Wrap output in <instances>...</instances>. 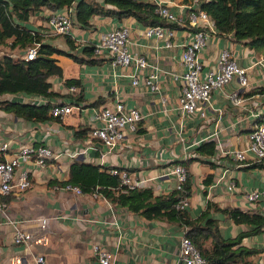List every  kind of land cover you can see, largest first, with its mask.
<instances>
[{"label": "crops", "instance_id": "crops-1", "mask_svg": "<svg viewBox=\"0 0 264 264\" xmlns=\"http://www.w3.org/2000/svg\"><path fill=\"white\" fill-rule=\"evenodd\" d=\"M167 4L177 15L186 11L178 0H169ZM49 13L42 7L30 17L29 25L42 26L45 41L69 50L65 37L49 28ZM90 23L86 28L73 25L70 37L79 45L77 49L99 42L114 26H128L131 52L145 55L164 71L159 77V91L146 86L140 74L139 83L133 85L128 75L132 68L113 67L105 56H98V62L90 63L55 54L63 76L49 77L52 89L59 93L52 100L69 103L72 95L79 94L72 109V112L77 110V115L69 119L70 112L60 121H28L0 107V137L10 142V150L3 158L26 143H42L54 153H61L57 158L48 159L45 167L20 161L17 170H28L31 186L24 190L15 187L5 200L10 217L20 220L33 242L29 246L15 243L13 226L0 211V264H100L93 251L94 245L110 251L114 264H182L178 261V251L184 227L164 218H145L111 202L99 192L66 189L59 182L68 178L73 158L126 171L131 178L147 177L149 179L141 185L152 187L155 194H166L175 188L176 178L160 175L163 168L176 160L197 156L207 161L193 160L188 164L193 183L185 209L191 218L205 209L207 201L220 207L254 209L264 214V199L249 203L245 197L252 189L264 188V168L249 167L251 158L242 162L222 153L220 148V144L223 149L230 150L245 147L247 134L257 123L254 114L264 113V90L258 91L264 87V81L260 67L252 66L254 61L264 57V50L256 51L234 40L230 34L211 32L207 45L200 51L203 70L215 68L221 49L229 47L237 62L248 67L249 83L240 86L236 78L231 79L222 89H213L209 106L200 104L196 113L189 116L178 108L181 81L172 79L169 74L186 70L181 61V44L188 39L190 31L186 23L174 28L171 46H165L163 38L145 35L146 25L131 16L118 19L94 15ZM10 41L8 38L7 42ZM23 52L0 44V56L5 53L22 55ZM65 66L72 68L73 76L70 77L80 80L73 92H69L64 83V79L70 78L64 73ZM234 89L243 97L242 105H234L225 95ZM117 97L126 106L138 107L143 112L144 117L135 131H127L122 142L111 150L96 138H93V146L88 145L89 133L85 137L74 135L75 130L92 127L96 122L93 119L95 110L112 104ZM5 98L40 99L37 95L6 94L0 100ZM95 101L100 102L99 107L91 104ZM203 110L205 116L201 115ZM211 139L217 143L213 156L195 150L201 142ZM74 152L77 154L69 155ZM209 174H212V181L207 184L205 179ZM231 179L236 185L233 189L227 186ZM212 215L226 237L248 228L220 212L213 211ZM242 244L261 250L248 256L247 263L235 264H264V231L244 237ZM40 255L44 257L42 263L37 261Z\"/></svg>", "mask_w": 264, "mask_h": 264}, {"label": "trees", "instance_id": "trees-1", "mask_svg": "<svg viewBox=\"0 0 264 264\" xmlns=\"http://www.w3.org/2000/svg\"><path fill=\"white\" fill-rule=\"evenodd\" d=\"M187 3L188 0H178ZM157 4L153 0H0V44L10 49L24 50L22 55L5 53L0 56V97L6 94L37 95L44 101H23L20 99H1L0 107L28 121H60L51 109L54 105L64 104L52 100L59 93L52 89L50 76L62 77V67L58 64L55 54H65L78 62L96 63L100 59L94 53L93 44H78L68 34H64L69 50L57 47L44 40L42 26L31 27L29 20L34 13L46 7L50 13L73 7L72 25L90 27V19L94 15L114 16L118 19L134 17L143 25L161 24L178 28L179 24L169 22L156 11ZM200 7L213 20L217 34H230L236 41L243 42L250 48L264 47V0H202ZM49 13V14H50ZM48 18V17H47ZM190 30L198 27L185 22ZM200 28V27H199ZM11 38L10 42L7 39ZM37 45L36 56L25 59L24 53L30 46ZM77 49V51H75ZM67 87L80 85L75 77L64 79ZM264 90L260 87L258 91ZM79 94L70 97V104H77ZM99 107L100 102L91 103ZM264 119V113L257 122ZM92 127L75 130L76 137H85ZM216 141L213 139L201 142L195 150L205 156H213L216 152ZM0 154V160H3ZM193 160L207 161L197 156H191L174 163H181L187 170V176L180 188H174L166 194H155L150 186L130 187L121 181L119 174L112 173L111 166L86 162L73 158L69 166V176L59 182L61 185L77 186L81 192H99L111 202L126 207L148 219L164 218L185 228V235L199 248L206 264L247 263V257L258 253L261 249L242 244L246 236L264 231V214L258 210L240 207H220L212 201H207L205 209L191 218L186 209L177 206L181 199L188 197L192 191V174L187 169ZM249 167L264 168V157L250 161ZM212 181L209 174L205 182ZM213 211L220 212L236 223H244L247 229L233 237L221 233Z\"/></svg>", "mask_w": 264, "mask_h": 264}, {"label": "built area", "instance_id": "built-area-1", "mask_svg": "<svg viewBox=\"0 0 264 264\" xmlns=\"http://www.w3.org/2000/svg\"><path fill=\"white\" fill-rule=\"evenodd\" d=\"M157 6L158 14L169 22L185 23L198 27L197 30H190L188 39L183 42L181 51V61L186 66V70L177 73L169 72L172 79L181 81V90L178 102V108L185 115H194L200 104L209 106L212 98L213 89H222L231 79L236 78L240 86H246L249 83L248 67L240 65L235 59L232 50L224 47L219 53L215 68L203 70V63L200 60V51L207 45L211 32H215L216 28L213 20L207 12L200 7L202 0H188L183 3L182 7L186 9L182 15H177L170 9L167 3L169 0H153ZM72 13L73 7L61 9L48 15L47 23L49 28L58 34H71L72 30ZM200 27V28H199ZM144 33L147 36L155 35L165 40V46H171V37L174 35V28L161 24L146 25ZM130 29L126 25H118L110 28L104 33L99 42L93 43L94 53L97 56L107 57L113 67L132 68L129 72L131 83L137 85L139 83V74L146 86L152 91H159V77L164 71L158 63L149 61L145 55L132 53L130 50ZM37 45L30 46L24 53L25 59H32L36 56ZM252 66H259L261 76L264 81V57L254 61ZM77 89L76 85L67 87L69 92ZM225 95L232 101L234 105H242L243 97L237 89L226 92ZM39 101H44L40 97ZM75 105L70 103L57 104L51 109L54 116L62 118L64 115L72 112ZM201 115L205 116V110L201 111ZM258 117L260 113H255ZM143 112L135 106H126L123 100L117 97L110 105H103L95 110L93 119L95 124L88 134V145L93 146V138L99 139L108 150L114 149L122 142L127 131H135L139 122L143 119ZM216 134V133H215ZM218 141V140H217ZM222 153L232 156L239 161H247L264 157V119L257 122L247 134V142L245 147L239 149H223L220 144ZM10 150L9 140L0 137V154L6 155ZM251 154V157L248 156ZM77 152L69 154L76 155ZM61 153H54L53 150L42 143L33 144L26 143L21 145L18 150L9 157L0 160V211L11 223L14 230V242L29 246L33 242L32 235L24 230L20 225V220L11 218L8 213V203L5 197L14 188L20 190L27 189L31 186L28 170H17L20 161L31 162L45 167L48 159L57 158ZM17 171V175H16ZM112 173L119 174L121 181L130 186H139L149 178L140 176L139 178H131L126 171L112 168ZM160 175H173L176 178L175 188H180L187 176V170L181 163H174L163 168ZM222 178V177H221ZM228 188L233 189L236 185L233 179L228 182ZM66 189L80 192V189L71 184L64 185ZM246 199L249 203L264 199L263 189H252L246 192ZM188 205V198L184 197L177 206L181 209ZM45 222V219H42ZM94 253L98 257L100 264H114V255L98 245L93 247ZM37 261L42 263L43 256H38ZM178 261L182 264H206L199 248L185 234L181 236L179 241Z\"/></svg>", "mask_w": 264, "mask_h": 264}, {"label": "rangeland", "instance_id": "rangeland-1", "mask_svg": "<svg viewBox=\"0 0 264 264\" xmlns=\"http://www.w3.org/2000/svg\"><path fill=\"white\" fill-rule=\"evenodd\" d=\"M73 27V26H72ZM256 51L257 49L259 50H264V47H258V48H254ZM78 63L75 64V67H78ZM65 75H67L68 77L73 76L72 74V68L65 66V71H64ZM77 115V110H73L72 114H70V116L68 117L69 119H72V116Z\"/></svg>", "mask_w": 264, "mask_h": 264}]
</instances>
